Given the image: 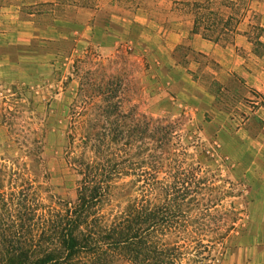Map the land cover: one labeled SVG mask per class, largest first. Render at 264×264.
I'll return each instance as SVG.
<instances>
[{
  "label": "trees",
  "instance_id": "trees-1",
  "mask_svg": "<svg viewBox=\"0 0 264 264\" xmlns=\"http://www.w3.org/2000/svg\"><path fill=\"white\" fill-rule=\"evenodd\" d=\"M126 1L141 8L145 0ZM168 1L171 11L190 16L193 33L216 42L230 41L249 12L238 8L240 0ZM133 50L119 46L109 63L131 62ZM86 54L74 62L78 88L67 130L74 199L52 190L46 144L21 97L4 99L0 264H190L184 260L193 250L220 244L237 229L240 213L217 208L221 186L196 159L207 156L205 143L179 136L186 118L127 109L134 77H103L100 56L91 48ZM88 63L97 67L91 77Z\"/></svg>",
  "mask_w": 264,
  "mask_h": 264
},
{
  "label": "rangeland",
  "instance_id": "rangeland-1",
  "mask_svg": "<svg viewBox=\"0 0 264 264\" xmlns=\"http://www.w3.org/2000/svg\"><path fill=\"white\" fill-rule=\"evenodd\" d=\"M77 2L84 3L87 9L78 13L80 25H76L77 11L70 2L67 7L68 26L64 27L60 36L55 40L38 39L33 43L37 56L35 65L22 67L21 77L0 79V115L3 113V106L15 103L14 99L21 97L27 110V120L34 123L46 144L52 190L62 198L74 199L77 175L67 161V130L72 121L70 105L78 88V76L73 72V66L78 57L83 59L88 49H93L100 56L97 61L104 63L101 65L103 77H128L129 80L134 77V85L128 90L133 100L127 104V109L136 106L141 113L154 117L179 119L183 115L186 118L179 136L190 141L199 136L200 141L205 143L207 156H197L196 159L208 171V180L215 183V186H221L222 194L218 198L220 200L217 208L240 213L242 219L239 220L237 229L222 243L209 244L210 248L202 251L193 250L184 262L243 264L245 257L237 260L242 236L250 232V223L257 224L253 226L250 235H260L262 231L260 222L264 218V164L258 162L249 170L244 169L245 160L236 165L223 149L219 130L206 126L212 119L210 112L202 109L197 112L195 107L184 104L189 94V83L182 74L186 75L184 68L190 52L188 46L182 44L174 53L168 54L171 49L165 45L170 40L164 33L178 27H189L190 16L172 12L171 2L168 0H145L141 8H129L126 0H75ZM258 2L264 4V0H240L238 8L243 10L249 7L250 11L252 4ZM97 5H100L99 8ZM40 8L50 14V17L66 11L64 5H45ZM253 21L254 36H264V31L257 28L260 13L253 14ZM122 45L134 49L130 56L131 62L118 60L119 63L112 65L109 59ZM144 59L150 64L148 68ZM174 61L178 63L174 64ZM96 68L95 65L86 64L85 76L91 77ZM241 100L242 96L238 92L223 93L218 96V105L232 110ZM10 108L14 110L15 107L11 105ZM255 123L259 127L255 128L256 133L259 134L262 121L256 119ZM7 140L0 116L2 150ZM195 150L194 146L189 148L190 152ZM260 242H257L258 245ZM204 243L207 244L208 241L205 240ZM260 246H264V242ZM116 264L132 263L121 258Z\"/></svg>",
  "mask_w": 264,
  "mask_h": 264
},
{
  "label": "crops",
  "instance_id": "crops-1",
  "mask_svg": "<svg viewBox=\"0 0 264 264\" xmlns=\"http://www.w3.org/2000/svg\"><path fill=\"white\" fill-rule=\"evenodd\" d=\"M70 2L77 11L76 25L79 26L78 13L87 9L75 0H0V79L21 77L22 67L35 65L37 56L33 43L60 36L68 26ZM45 5H64L66 11L50 17L40 8ZM249 12L231 41L206 39L192 32V24L164 33L170 40L165 45L171 49L168 54L182 44L189 48L186 75L182 74L189 83L184 104L195 107L197 112L201 109L210 112L212 119L206 126L219 130L228 158L236 165L245 160L247 170L258 162L264 164V36H254L253 21V14L260 13L259 26L264 28V4L253 3ZM230 92L242 96L232 110L218 105V96ZM256 119L262 121L259 134L255 130L259 129ZM255 225L250 223V232L242 236L237 260L245 257L243 264H264V246H260L264 242V218L260 222V235H250Z\"/></svg>",
  "mask_w": 264,
  "mask_h": 264
}]
</instances>
